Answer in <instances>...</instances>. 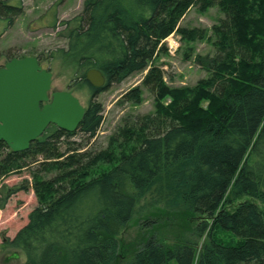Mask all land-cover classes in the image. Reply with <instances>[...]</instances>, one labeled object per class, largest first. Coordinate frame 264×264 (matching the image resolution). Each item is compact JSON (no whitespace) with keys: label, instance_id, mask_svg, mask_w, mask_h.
I'll use <instances>...</instances> for the list:
<instances>
[{"label":"trees","instance_id":"trees-1","mask_svg":"<svg viewBox=\"0 0 264 264\" xmlns=\"http://www.w3.org/2000/svg\"><path fill=\"white\" fill-rule=\"evenodd\" d=\"M20 2L0 3L5 28L22 14ZM192 7H218L224 14L213 27L215 53L196 58L206 77L171 87L154 61ZM62 26L91 97L76 131L50 127L18 153L0 142V182L28 167L27 159L46 161L32 173L40 204L9 241L16 258L25 264H115L117 230L148 196L183 223L196 224L170 244L151 235L131 264H264V0H85L82 12ZM178 30L190 39L204 36L198 29ZM90 70L104 75V89L87 82ZM146 71L142 85L155 95L156 114L119 128L106 149H90L104 121L95 97ZM141 95L137 87L125 98ZM166 98L169 105L162 103ZM77 134L82 142L71 141ZM102 166L109 169L100 173ZM8 197L0 198V211ZM220 233L237 243H225Z\"/></svg>","mask_w":264,"mask_h":264},{"label":"rangeland","instance_id":"rangeland-1","mask_svg":"<svg viewBox=\"0 0 264 264\" xmlns=\"http://www.w3.org/2000/svg\"><path fill=\"white\" fill-rule=\"evenodd\" d=\"M84 1L21 0L23 12L16 17L15 23L9 28H5L8 23H0V68L10 61L8 54L21 58L36 57L42 68L52 73L50 96L56 92L71 91L87 108L91 93L89 87L80 80L77 59L68 54L69 33L62 26V22L82 12ZM221 18H224V14L218 7L206 11L192 7L180 21L178 29H198L203 32V39H190L177 29L164 41L166 51L158 55L154 65L165 71V82L169 86H193L207 76L206 71L196 64V58L214 55L213 27ZM54 54L56 57L52 58ZM147 72L136 74L122 84L113 85L95 97V101L103 107L104 121L96 137L90 142V149H106L119 128L132 124L137 116L156 114L155 95L142 85ZM137 87H141V97L127 101L126 94ZM162 103L169 105L171 99L166 98ZM82 140L81 134L71 139L72 142ZM2 150L0 149V154L5 153ZM36 160L33 162L27 159L28 167L16 168L0 182V198L9 196L5 208L0 211V264H25L23 259L16 258V251L11 249L9 241L15 240L18 233L29 223L31 212L40 204L31 188L34 183L32 173L38 171L39 164L46 161L41 157ZM105 169L109 167L102 166L100 173ZM52 176L53 174L46 175L48 178ZM130 188L128 190L132 191ZM148 198L147 196L138 202L128 224L117 230L116 238L120 248L115 264H131L136 253L151 235H159V238L166 239L170 244L176 236L183 233L189 235L195 227V220L190 219V224L183 223L187 220L177 219L173 213L165 211L163 205L147 201ZM148 221L152 223L147 225ZM155 224L158 226L152 228ZM219 236L227 244L237 243V239L231 235L220 233ZM204 241L205 239L199 241L200 247Z\"/></svg>","mask_w":264,"mask_h":264},{"label":"water","instance_id":"water-1","mask_svg":"<svg viewBox=\"0 0 264 264\" xmlns=\"http://www.w3.org/2000/svg\"><path fill=\"white\" fill-rule=\"evenodd\" d=\"M52 73L36 57L13 59L0 69V142L13 152H23L41 138L49 125L76 131L86 108L72 92L49 95ZM87 82L104 89L106 78L90 70Z\"/></svg>","mask_w":264,"mask_h":264},{"label":"flooded vegetation","instance_id":"flooded-vegetation-1","mask_svg":"<svg viewBox=\"0 0 264 264\" xmlns=\"http://www.w3.org/2000/svg\"><path fill=\"white\" fill-rule=\"evenodd\" d=\"M11 1H13V0H0V3L1 4H3L4 6H7V7H10V6H12V4H11ZM9 2V3H8ZM38 59V58H37ZM39 60V59H38ZM40 62V61H39ZM8 63V62H7ZM5 66V65H4ZM3 66V67H4ZM3 67H1L0 69H2ZM49 71V70H48ZM94 88V87H93ZM68 92H71V91H68ZM54 94V93H53ZM53 94H51V96L53 95ZM50 95V94H49ZM50 127H56V128H58L56 125H49V127L48 128H50ZM47 128V129H48ZM59 129V128H58Z\"/></svg>","mask_w":264,"mask_h":264},{"label":"built area","instance_id":"built-area-1","mask_svg":"<svg viewBox=\"0 0 264 264\" xmlns=\"http://www.w3.org/2000/svg\"><path fill=\"white\" fill-rule=\"evenodd\" d=\"M171 47H173V46H171Z\"/></svg>","mask_w":264,"mask_h":264}]
</instances>
